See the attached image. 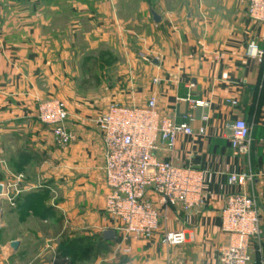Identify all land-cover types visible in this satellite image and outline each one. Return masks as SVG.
Listing matches in <instances>:
<instances>
[{
    "label": "crops",
    "instance_id": "crops-1",
    "mask_svg": "<svg viewBox=\"0 0 264 264\" xmlns=\"http://www.w3.org/2000/svg\"><path fill=\"white\" fill-rule=\"evenodd\" d=\"M178 3L172 10L145 6L143 21L131 14L124 21L122 0H0V264H16L49 242L50 227L64 236L70 229L71 237L74 226L113 223L105 212V148L96 124L112 104L136 108L155 99L161 115L206 131L180 135L173 152L163 144L157 152L206 176L204 207L162 209L166 220L151 240L184 232L179 264H220L229 241L221 214L232 194L253 197L264 226V24L247 16L243 0ZM49 100L67 107L75 140L66 148L37 118ZM239 119L250 128L245 157L233 156L230 146ZM238 175L250 181L230 185ZM14 241L20 247L11 254ZM134 245L148 249L150 241ZM250 256V264H261L264 235Z\"/></svg>",
    "mask_w": 264,
    "mask_h": 264
},
{
    "label": "built area",
    "instance_id": "built-area-1",
    "mask_svg": "<svg viewBox=\"0 0 264 264\" xmlns=\"http://www.w3.org/2000/svg\"><path fill=\"white\" fill-rule=\"evenodd\" d=\"M243 2L247 16L264 24V0ZM180 102L191 100L180 99ZM203 106L209 107L208 104ZM37 118L41 124L52 128L61 148L74 142L75 136L67 129L69 114L64 102L40 103ZM187 119L192 120L193 115L189 114ZM203 120L207 121L208 116ZM96 124L105 148V212L113 220L120 247H127L125 252L132 251V244L150 241L160 233L162 222L166 220L162 209L188 213L204 207L205 174L160 160L157 152L160 144L173 152L178 136H205V129L195 132L188 125H177L160 114L155 99L136 108L112 104ZM230 146L233 156L245 157L251 153L250 128L242 119L232 126ZM248 181V176L238 175L231 176L229 183L244 185ZM9 200L13 201L11 196ZM221 230L229 241L220 249L219 263L250 264L251 245L255 241L260 243L264 235L255 199L246 194L229 196L221 214ZM185 242L186 235L182 231L163 233L165 247L177 248Z\"/></svg>",
    "mask_w": 264,
    "mask_h": 264
},
{
    "label": "rangeland",
    "instance_id": "rangeland-1",
    "mask_svg": "<svg viewBox=\"0 0 264 264\" xmlns=\"http://www.w3.org/2000/svg\"><path fill=\"white\" fill-rule=\"evenodd\" d=\"M179 0H122L124 11V21L128 20L131 14L137 21H143L142 8L149 6L157 10L175 9ZM187 6V4H186ZM189 9V8H188ZM115 225L96 227H76L72 228L71 237L59 227L49 229L46 239L47 243L35 245L33 250L27 252L24 258L19 259L16 264H179L183 248L164 247L162 243L163 235L160 234L158 241L152 242L145 248H135L132 244V251L125 252V248L120 247L119 235L115 234L113 241H105L103 232L111 230L114 232ZM103 230V232H101ZM115 233V232H114ZM184 246V245H183ZM129 247V248H130ZM177 251L179 254L177 256Z\"/></svg>",
    "mask_w": 264,
    "mask_h": 264
},
{
    "label": "water",
    "instance_id": "water-1",
    "mask_svg": "<svg viewBox=\"0 0 264 264\" xmlns=\"http://www.w3.org/2000/svg\"><path fill=\"white\" fill-rule=\"evenodd\" d=\"M152 15L154 22L159 24L161 21L160 17L154 11H152ZM2 192H3V187L0 184V195H2ZM103 239L105 241H113L115 239V233L111 230H107L103 233ZM19 247H20L19 242L17 241L12 242V244L8 247L9 253L15 254L18 251Z\"/></svg>",
    "mask_w": 264,
    "mask_h": 264
}]
</instances>
